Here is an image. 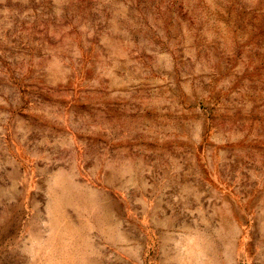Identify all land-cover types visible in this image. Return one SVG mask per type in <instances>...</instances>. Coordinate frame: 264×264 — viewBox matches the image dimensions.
Instances as JSON below:
<instances>
[{
  "label": "rangeland",
  "instance_id": "374dc122",
  "mask_svg": "<svg viewBox=\"0 0 264 264\" xmlns=\"http://www.w3.org/2000/svg\"><path fill=\"white\" fill-rule=\"evenodd\" d=\"M0 264H264V0H0Z\"/></svg>",
  "mask_w": 264,
  "mask_h": 264
}]
</instances>
